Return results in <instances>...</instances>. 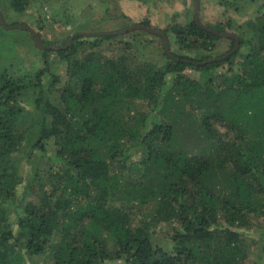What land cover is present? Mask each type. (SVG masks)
Listing matches in <instances>:
<instances>
[{"label": "trees", "instance_id": "trees-1", "mask_svg": "<svg viewBox=\"0 0 264 264\" xmlns=\"http://www.w3.org/2000/svg\"><path fill=\"white\" fill-rule=\"evenodd\" d=\"M8 2L19 15L30 5ZM239 30L250 37L247 43L240 36V49L249 50L222 62L172 52L175 58L165 53L159 65L139 61L145 55L96 52L112 35L87 42L93 50L84 57L83 37L70 46L67 38L41 52L45 68L34 74L18 64L1 69L0 264H27V257L49 264H245L250 246L240 229L264 216V13ZM170 31L184 51H210L220 39L193 20ZM51 53L67 66L64 82L51 70ZM226 62L231 68L217 74ZM189 68L207 73L205 83L192 80ZM135 99L154 106L151 119L130 112ZM50 149L57 169L47 179L33 173L30 199L16 207L22 214L15 233L9 209L22 183L16 153L27 152L31 162ZM150 206L152 220L133 230V210ZM161 221L183 228L171 252L150 238Z\"/></svg>", "mask_w": 264, "mask_h": 264}, {"label": "rangeland", "instance_id": "rangeland-1", "mask_svg": "<svg viewBox=\"0 0 264 264\" xmlns=\"http://www.w3.org/2000/svg\"><path fill=\"white\" fill-rule=\"evenodd\" d=\"M131 3L133 4L129 6ZM227 5H232V7ZM138 6L142 9H138ZM0 13L7 27L26 26L35 31L42 42L49 43L50 46L44 45L50 48H58L64 45L67 38L77 37L81 33H117L131 27L144 26L165 34L171 53L176 52L198 59L206 56L219 59L234 49L230 39L220 38L214 41V46L210 51L205 49L196 52L180 50L177 38L170 31V27L175 24L185 26L190 20L195 22L196 0H30L27 11L21 15L10 7L8 0H0ZM263 13L264 0H200L199 22L212 30L214 28L223 29L222 34H232L239 38L242 36L248 43L249 35H244L239 27L247 21L258 20ZM145 22L150 26H145ZM115 36L116 38L113 40L102 42V45L95 51L108 58H117L122 55H145L146 57H138L139 61L151 59L159 65L166 62L165 40L162 37L152 35L144 30H135ZM82 39L80 57L92 52L93 49L87 42L97 41L98 38L83 37ZM127 43H131L132 46L129 48ZM239 50L246 52L249 47L245 45ZM41 52L42 50L37 47L31 33L22 29H6L0 20V70L18 64L20 72L34 74L45 68ZM49 62L52 72L62 75V82H64L66 64L62 63L53 53L49 55ZM230 68V63L226 62L217 67L215 72L217 74L226 73ZM186 73L192 80L199 83H205L208 75L191 68L187 69ZM48 80L49 77L46 76L43 83L46 84ZM62 84L56 86L52 93L53 97H59ZM28 108L31 109L29 106ZM129 108L132 114H146L148 119L152 118L155 109L148 101L142 99H135L129 103ZM220 129L221 134L227 131L224 128ZM128 145L130 147V143ZM16 156L21 160L18 163L20 164L19 178L22 183L16 187L15 197L9 209L13 213L9 222L15 233L18 231L16 221L22 214V209L19 210L20 213H17L16 207H23L25 203H28L30 198L26 197L25 191L29 180H32L33 173L37 170L42 178L47 179L51 171L57 169L58 166L54 159L55 150L53 149H50L45 157L38 154L33 157L31 162L28 160L27 152H18ZM33 183L38 185L37 182ZM152 211V206L135 208L130 217L131 228L136 230L144 221H151ZM176 231H183V228L176 225L175 222L161 221L157 225L154 224V232L150 238L155 247H161L165 251L171 252L173 249L172 237ZM240 231L250 246V249H244L248 255L250 254L245 264H264V216H252L250 226L242 228ZM26 263L49 264V259L47 257H27Z\"/></svg>", "mask_w": 264, "mask_h": 264}, {"label": "water", "instance_id": "water-1", "mask_svg": "<svg viewBox=\"0 0 264 264\" xmlns=\"http://www.w3.org/2000/svg\"><path fill=\"white\" fill-rule=\"evenodd\" d=\"M199 12H200V0H196V20L195 22L199 25L200 28L204 29L205 31L219 37V38H223V39H235V47L234 49L228 53L227 55H225L224 57H221L219 59H213L210 61L211 62H221V61H225L226 59L230 58L231 56H233L234 54H236L240 47H241V42H240V38L236 35H232V34H222V33H218V32H215L214 30L208 28V27H205L203 25L200 24L199 22ZM0 20L3 24V26L6 28V29H22V30H26L28 31L29 33H31L34 37H35V41H36V45L39 49H41L42 51H45V50H50V49H54V50H57V48H50V47H46L44 45V43L41 41L39 35L33 31L32 29H29L27 28L26 26H23V25H18V26H14V27H7L5 25V21H4V18L2 16V14L0 13ZM135 30H144L146 31L147 33H150L152 35H157L159 37H162L164 40H165V50H166V53L171 57V58H175L171 51H170V47H169V43H168V39L166 37L165 34L161 33V32H158V31H154L152 29H149V28H146L144 26H135V27H131L129 29H126L124 31H121V32H117V33H100V32H92V33H81V34H78L77 37H93V38H99V37H106V36H112V35H121V34H127V33H130V32H133ZM74 38L71 39V41L69 42L68 46H70L73 42Z\"/></svg>", "mask_w": 264, "mask_h": 264}, {"label": "crops", "instance_id": "crops-1", "mask_svg": "<svg viewBox=\"0 0 264 264\" xmlns=\"http://www.w3.org/2000/svg\"><path fill=\"white\" fill-rule=\"evenodd\" d=\"M133 3H131V4H129V6H131ZM142 6V5H141ZM135 7H136V5H135ZM138 9H142L140 6H138Z\"/></svg>", "mask_w": 264, "mask_h": 264}]
</instances>
